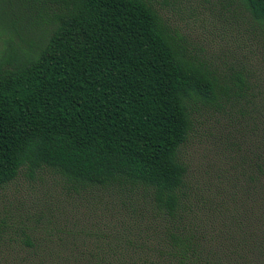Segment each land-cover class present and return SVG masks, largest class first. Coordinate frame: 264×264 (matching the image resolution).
<instances>
[{
	"label": "trees",
	"instance_id": "obj_1",
	"mask_svg": "<svg viewBox=\"0 0 264 264\" xmlns=\"http://www.w3.org/2000/svg\"><path fill=\"white\" fill-rule=\"evenodd\" d=\"M237 1L264 44V0ZM14 8L39 36L0 58V188L48 170L75 192L128 202L106 249L40 238L0 218V264H264L257 85L190 51L151 0H14ZM198 114L213 125L219 114L233 117L247 133L235 159L221 153L206 189L191 184L181 156Z\"/></svg>",
	"mask_w": 264,
	"mask_h": 264
},
{
	"label": "rangeland",
	"instance_id": "obj_2",
	"mask_svg": "<svg viewBox=\"0 0 264 264\" xmlns=\"http://www.w3.org/2000/svg\"><path fill=\"white\" fill-rule=\"evenodd\" d=\"M151 1L185 38L190 51L219 74L240 73L252 88L257 85L264 93L263 38L237 0ZM14 9V0H0V58L19 56L38 41V32L31 31ZM217 116L218 123L213 125V120L196 115L195 130L181 148L191 184L203 189L216 182L221 153L235 159L247 135L233 117ZM127 202L107 190L75 192L63 178L43 170L33 178L22 173L0 188V218L10 224L21 222L40 238H63L86 246L101 244L106 249L111 240L109 230L119 226Z\"/></svg>",
	"mask_w": 264,
	"mask_h": 264
}]
</instances>
